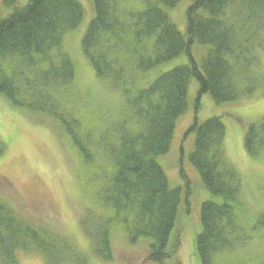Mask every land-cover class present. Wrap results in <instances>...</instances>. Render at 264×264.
<instances>
[{"label":"trees","instance_id":"1","mask_svg":"<svg viewBox=\"0 0 264 264\" xmlns=\"http://www.w3.org/2000/svg\"><path fill=\"white\" fill-rule=\"evenodd\" d=\"M123 1L90 0L93 16L80 41L95 75L119 88L129 106L118 120H105L103 125L108 128L103 134L97 130L95 144L91 137L95 129L80 125L61 102L78 76L76 63L63 46L65 36L83 18L77 0H29L0 20V95L15 107L60 123L85 164L88 180L96 179L90 188L92 192L97 189L93 196L107 208L103 214L125 224L132 243L150 239L149 260L182 264L176 251L178 238L172 235L180 193L169 186L158 158L170 150L175 123L187 109L191 79L198 83L196 106L201 94H208L216 105L249 99L253 94L252 76L244 79L242 73L251 63L257 71L256 51L264 39L259 38L264 32V0H185L184 33L166 10L184 0H141L143 7L135 11ZM13 2L3 0L6 6ZM193 44L209 47L200 65L192 55ZM183 54L187 64L163 71L147 86H139L137 73H148ZM190 133L193 151L189 160L212 196L200 206L201 229L194 239V254L198 264H213L217 255L234 250L263 228L264 212L255 213L243 198L241 177L225 154L226 127L221 116L201 123L194 117L185 135ZM242 144L249 156L264 154V116L243 129ZM3 148L0 140V154ZM101 152L104 167L97 171ZM180 176L187 182L183 172ZM100 214L86 219L91 228L102 226L105 215ZM249 219L255 221L247 226ZM0 227L6 232L3 238L0 235V250L7 253V264H16L14 252L19 250L53 253L51 238L58 246L68 242L31 224L1 198ZM113 228L99 234L102 249L96 251L104 253L105 260L112 257ZM16 233L27 239L15 240Z\"/></svg>","mask_w":264,"mask_h":264},{"label":"rangeland","instance_id":"2","mask_svg":"<svg viewBox=\"0 0 264 264\" xmlns=\"http://www.w3.org/2000/svg\"><path fill=\"white\" fill-rule=\"evenodd\" d=\"M28 1L14 0L10 6H6L0 0V20ZM77 1L83 8V18L77 29L65 36L63 46L74 59L78 76L74 88L61 96V102L66 113L80 120V125L87 130L95 129L96 134L91 136L95 144L97 130L102 133L108 128L103 125L105 120H118L120 113L124 115L127 113L125 110L129 111V106L119 88L95 75L82 53L80 41L93 16V9L90 0ZM123 2L130 5L133 11L143 7L141 0ZM187 5L188 2L184 0L175 8L166 9L181 33L185 31ZM262 33L259 38L264 37ZM260 42V48L256 51L257 71L251 63L242 73L244 79L252 76L250 83L256 87L249 99L216 105L208 94H201L196 106L198 83L191 79L187 109L175 123L170 150L158 158L169 186L178 188L180 193L179 211L172 235L178 238L176 251L182 264H198L194 239L201 229L200 206L202 202L212 199L189 160L193 151V135L185 133L194 117L201 123L211 116H221L226 127L225 154L241 177L243 198L255 213L264 212V154L249 156L242 144L243 129L264 116V39H260ZM208 48L205 45H192V55L199 65ZM187 63L188 57L183 54L148 73L135 72L139 86L145 87L161 72ZM243 86L246 84L243 83ZM132 95L130 91L128 97ZM0 140L4 145L0 154V198L9 201L17 214L31 224L44 227L43 230H50L68 240H63L58 246L51 238L53 253H42L37 248L15 251L16 264H159L148 259L150 239L141 238L132 243L127 236L129 230L125 229L126 225L119 220H110L109 215L103 214L107 208L100 204L102 209L93 196L97 189L92 192L90 188L96 179L88 180L87 171L83 172L85 164L60 123L44 114L15 107L0 95ZM102 157L101 152L96 160L97 171L104 167ZM181 172L187 176V182L181 178ZM95 213H101L99 217L105 215L98 229L91 228L86 220L92 219ZM252 221L255 220L249 219L246 225L250 226ZM116 223L120 225L113 228ZM112 228L109 242L112 257L105 260L101 257L104 253L96 251L102 249L98 245L101 240L99 234ZM3 233L6 232L0 227L2 238ZM18 235L16 233L15 240L27 239ZM249 236L234 250L217 255L213 264H264V226ZM6 254L0 250V264L8 263Z\"/></svg>","mask_w":264,"mask_h":264}]
</instances>
